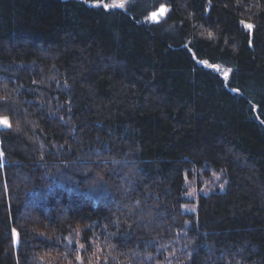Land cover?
<instances>
[{
    "label": "trees",
    "instance_id": "16d2710c",
    "mask_svg": "<svg viewBox=\"0 0 264 264\" xmlns=\"http://www.w3.org/2000/svg\"><path fill=\"white\" fill-rule=\"evenodd\" d=\"M99 1L0 0V264H264V0Z\"/></svg>",
    "mask_w": 264,
    "mask_h": 264
},
{
    "label": "rangeland",
    "instance_id": "374dc122",
    "mask_svg": "<svg viewBox=\"0 0 264 264\" xmlns=\"http://www.w3.org/2000/svg\"><path fill=\"white\" fill-rule=\"evenodd\" d=\"M129 0H108V1H99V3L105 5L106 7H119L117 5L123 4V7L120 8H125L127 2ZM209 67H212L214 69L219 70L224 76L227 73L225 70H223L220 66L217 64H210L207 62H204ZM6 121V123H5ZM7 119L5 117L0 118V123H2L3 126L7 125ZM221 180V174L220 173H215L214 174V181L208 182L206 178H203V185L201 187L197 186L195 183H189L190 181L187 180L188 185H190V190L188 191L187 197L189 199L188 202H184L182 205V208L184 211H194L196 206L193 198L195 197L194 195L197 192H206L210 189H212L215 185L219 184V181Z\"/></svg>",
    "mask_w": 264,
    "mask_h": 264
},
{
    "label": "snow or ice",
    "instance_id": "6c2138e0",
    "mask_svg": "<svg viewBox=\"0 0 264 264\" xmlns=\"http://www.w3.org/2000/svg\"><path fill=\"white\" fill-rule=\"evenodd\" d=\"M117 6L123 7V4H120V5H117ZM248 27L251 28V25H249ZM5 123H6V121H5Z\"/></svg>",
    "mask_w": 264,
    "mask_h": 264
}]
</instances>
